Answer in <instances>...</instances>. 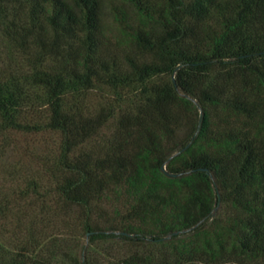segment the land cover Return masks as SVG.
<instances>
[{"label": "trees", "instance_id": "1", "mask_svg": "<svg viewBox=\"0 0 264 264\" xmlns=\"http://www.w3.org/2000/svg\"><path fill=\"white\" fill-rule=\"evenodd\" d=\"M123 1L138 15L136 54L118 59L102 49L99 0H0L9 60L0 130L61 136L25 175V191L52 187L79 205L87 244L118 237L141 246L94 263L84 244L80 264H264V0ZM97 86L111 91V104L86 113L76 98ZM129 95L132 107L118 111ZM182 105L199 111L179 138L173 113ZM108 118L103 156L97 137ZM108 179L135 194L129 214L154 213L147 201L161 199L158 227L95 223Z\"/></svg>", "mask_w": 264, "mask_h": 264}, {"label": "rangeland", "instance_id": "2", "mask_svg": "<svg viewBox=\"0 0 264 264\" xmlns=\"http://www.w3.org/2000/svg\"><path fill=\"white\" fill-rule=\"evenodd\" d=\"M99 2L102 49L116 54L118 59H124L127 54L134 56L136 50L131 43V33L137 27V13L127 1ZM11 60L14 61L11 66L16 69L17 59ZM8 65L9 60L0 52V68ZM112 98L110 90L97 86L79 93L76 101L82 111L90 114L99 108H107ZM133 100L131 96H125L118 102V111L129 110ZM198 111L187 110L182 105L173 113L179 138L193 129ZM113 126L114 119L108 118L97 137L98 141L102 139L98 147L103 156L109 151L105 137ZM60 137L58 132L49 130L31 133L0 130V264H12L14 258L28 262L41 255H55L53 264H80L81 245L84 244L91 262L108 263L129 250L141 247L118 237L97 239L87 244V235L82 228L84 211L79 205L64 200L52 187L44 192L25 191V175L39 168L42 157L56 150ZM134 196L123 180L108 179L92 216L95 223L109 230L129 227L147 231L157 228L159 213L163 217L166 215L161 199L147 201L148 206L154 205L150 211H156V214H129L126 209L133 203ZM70 250L73 255H66Z\"/></svg>", "mask_w": 264, "mask_h": 264}]
</instances>
